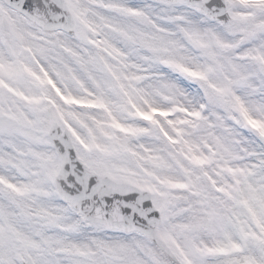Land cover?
<instances>
[{"label": "snow or ice", "instance_id": "snow-or-ice-1", "mask_svg": "<svg viewBox=\"0 0 264 264\" xmlns=\"http://www.w3.org/2000/svg\"><path fill=\"white\" fill-rule=\"evenodd\" d=\"M0 264H264V0H0Z\"/></svg>", "mask_w": 264, "mask_h": 264}]
</instances>
